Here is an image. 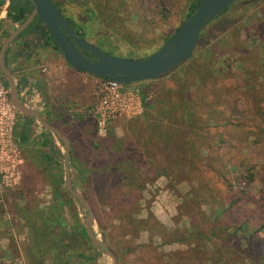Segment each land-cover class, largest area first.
<instances>
[{"label": "rangeland", "instance_id": "1", "mask_svg": "<svg viewBox=\"0 0 264 264\" xmlns=\"http://www.w3.org/2000/svg\"><path fill=\"white\" fill-rule=\"evenodd\" d=\"M123 1L115 16L109 17L112 11L106 7L104 14L109 18L103 26L97 22L88 24L82 9L74 4H65L63 13L81 23L86 40L105 54L130 59L148 57L147 49L153 53L158 51L163 39L174 32L186 13L187 0ZM7 4L0 8V47L18 27L5 19ZM246 5L247 2H242L229 10L226 16H233L230 25L224 16L204 30L199 48L214 46L216 34L226 41L211 52L210 77L196 78V75L174 71L165 77L135 84L149 91L145 101L153 108L147 111L141 102V108L135 114L111 122L105 136L97 131L91 113L95 77L77 73L58 51L42 47L33 34L15 41L9 48L7 63L10 69L15 74L35 78L41 86L37 89L22 85L23 102L70 140L76 152V164L86 175L83 181L80 180L76 169L70 166L74 188L91 203L96 219L94 230L116 254L117 264H224L226 261L251 264L246 253L248 247L244 245L245 237L255 234L264 238V230L254 233L264 226V132L257 134V124L243 118V112L252 116L257 113L256 109L248 108L249 102L262 95L263 80L245 79L244 73L252 68L256 56L264 52V2L255 0L250 9H245ZM255 35L259 40L253 41ZM236 41L241 53L231 50ZM204 68L201 65L198 71ZM205 75L209 74L204 72L202 76ZM183 90L187 97L203 94L205 101L216 102L217 98H223L212 118L202 107L205 114L191 134L179 119V107L173 105L169 113L163 112V108L178 102ZM260 106L264 113V101L261 100ZM8 115L9 118L14 116L16 131L17 122L23 115L16 110H11ZM241 121L245 122V131L242 135L238 132L236 139H232V130ZM170 127L180 133L175 134L174 139L158 140L157 134L167 132ZM163 140L168 144H163ZM189 140L191 148L196 150L205 146V149L200 151L201 158L197 162L178 171L174 167L180 162L176 151L183 156L187 151L180 150L182 143L188 144ZM160 142H163V153L158 155L157 144ZM143 147L148 154L138 153ZM63 153L62 144L38 123L33 124L29 143L22 151L17 147L14 135L4 143V153L0 155L6 176L0 186V264H53L50 258L56 256L54 251L44 257L31 251L29 226L35 214H46L52 205L53 177L61 176L65 182ZM120 162V168L127 169L125 173L133 180L123 182L121 188L107 190L99 184V178L111 176L112 172L103 174L101 169ZM221 162L231 173L239 174L238 166L243 164L241 169L255 175L249 185L234 187L232 192L237 194L229 196L228 200L227 192H222L228 188L218 173L222 170ZM161 164L169 166L168 177L158 174L157 166ZM128 182L131 187L126 185ZM62 188L66 189L64 184ZM235 197L230 216L237 213L236 218L240 216L247 222L249 230H240L234 236L233 226L225 225V217L216 210L228 206L227 202ZM62 211L71 234L69 238L75 236V229L79 231L83 227L85 230L86 212L74 201L68 200ZM97 221L103 227L102 233ZM214 221L217 237H212L209 228ZM201 233L207 240H199ZM207 241L209 246L205 244ZM85 246L91 248L89 242H85ZM91 254L94 261L89 264H112L110 258L96 254L92 248ZM69 264L78 262L71 260Z\"/></svg>", "mask_w": 264, "mask_h": 264}, {"label": "trees", "instance_id": "2", "mask_svg": "<svg viewBox=\"0 0 264 264\" xmlns=\"http://www.w3.org/2000/svg\"><path fill=\"white\" fill-rule=\"evenodd\" d=\"M52 1L54 2L55 6L57 7L58 11L63 16V18L69 23L70 27L79 36H81L85 40H86V33L84 32V30H81L82 24L76 23L74 20H72V18L66 17L64 15L63 7L65 6V4H74V5L79 6L82 9L83 14L86 18V22L88 24H91L93 22H97L99 25L103 26L105 20L111 16H115V13L118 12L119 8L122 7L123 3H124L123 0H119L118 3L111 2V0H52ZM199 1L200 0H187L186 1V3H187L186 13L184 14L179 25L182 22H184L187 18L190 17V15L193 13V11L195 9L196 4ZM242 2H247L245 9H250V7L253 6V3L255 2V0H238L232 6H230L227 10H225L222 14H220L214 21L207 24L203 28V30L201 31L198 44H197L191 58L188 59L187 61H184L180 66L172 69L171 71L167 72L166 74H164L160 77H165L174 71H180L181 73L183 72L184 74L196 75L195 76L196 78H198V77L199 78L210 77L211 76V72H210L211 64L210 63L213 62V59H211V57H210L211 52H213V50L216 48V46H220L222 43H224V42L226 43V41L224 39H220L219 38L220 36H218V34H216L213 37L214 43H215L214 46L210 45L209 48H206V49L205 48H199L200 47L199 42L201 41V39L203 37V32L206 28L218 23L222 18H224V16H226V14L229 12V10L231 8L235 7L237 4L242 3ZM263 2H264V0H263ZM6 3L7 2H1L0 1V8H2ZM102 5H106V6L102 8ZM106 7H107V9L112 11V14L109 17L104 14ZM32 10H33V6L28 1L11 0L7 4L5 19L7 21H9L10 23L14 24L15 26H19L25 21V19L29 16V14L32 12ZM164 11H166V10H164ZM236 14L241 15V14H239V12H237ZM226 17L227 18L225 19V21L229 22L230 20H232L233 16H232V14H230V15H227ZM126 22H128V20ZM123 23H125V21ZM228 25H230V22L228 23ZM175 30H174V32H175ZM31 34L36 36L37 40H39L41 42L42 47H51L53 50L59 52L57 46L54 44V42L51 39L49 30L37 18H35L34 21L32 22V24L22 34L19 35L17 40H19V39H21L27 35H31ZM172 34L167 35L163 39V44L171 37ZM257 40H259V38L257 35H255V40H253V41H257ZM233 45H235V46H233V48L231 50H233L234 52H237V53H241V48L239 46V42L236 41ZM25 46H28L27 41H25ZM210 47H212V48H210ZM147 50L149 52L148 56L157 52L156 51L153 53V52H150V49H147ZM8 51H9V49L6 52V55L8 54ZM255 53H256V51H255ZM212 58H214V57H212ZM263 59H264V52H262V54L256 56V62L252 65V68L250 70H246V72L244 73L245 79L249 78L250 80L254 81L255 79L261 78L263 80V82L261 84L262 95H260V97L258 96V98L256 100L250 101L249 106H248V108L252 107L253 109H256L257 113H253V116H252V115H248L247 113L243 112V118H247L248 121L257 124V126H256V129L258 131L257 134L264 132V113H263V110L260 106L261 100L264 101V60ZM5 64L7 65L6 61H5ZM201 65H204L205 68L203 70L198 71V69H200ZM204 72H207L209 75L202 76V74ZM147 82H150V81H147ZM5 86L7 87L6 82H5ZM34 87H36L37 89H40L41 86H40V84H37ZM168 91L173 92V89H169ZM141 92H142L143 107L145 108V110L152 109L153 106L150 103L145 101L146 100L145 96L149 95V91H147L146 89H141ZM181 92H183V93L179 95L178 102L176 104H171V106L169 108H163V112L169 113L170 109L172 108L173 105H176L177 108L179 107V109H180L179 119L183 120L185 128H187V131H189V134H191V131L197 127V125L202 120V116L205 114V112L203 111L204 109H202V107L206 108V115L208 117L212 118L213 114L217 111L218 106L221 105V103L223 102L222 101L223 98L220 97V98H217L216 102H211V100L205 101L206 97L203 94L195 95L196 93H194L193 94L194 97L192 98V97H187L186 90H183ZM168 100H171V99L169 98ZM205 102H207V103H205ZM207 111H209V112H207ZM160 112L162 113V111H160ZM172 112L177 113L176 111H172ZM35 123H37V122L35 121ZM48 123L51 124L50 122H48ZM52 126L54 128H56L54 125H52ZM245 127H246L245 122H242V121L240 122L239 125L234 126V129L232 130L233 131V136H232L233 138L232 139H234V138L236 139L235 135L238 132L241 133V135H242L243 132L245 131ZM179 133H180V131L177 133V130H175V127H170L167 132L166 131L159 132L157 134V137H158L157 139L161 140L165 137H166V139H170V138L174 139L175 134H179ZM168 134H170V135H168ZM171 134L173 137H171ZM254 136H255V138L259 137L258 135H254ZM186 137L188 138V136H186ZM57 141L60 144H62L59 140H57ZM163 142H164V140H163ZM163 142H160L157 144V154L158 155L163 153V151H162L163 148L161 147V144ZM45 144H47V142H45ZM163 144H168V143L164 142ZM182 144H183V147H182L183 149H180V150H182V152L183 151H187V152L183 153V156H181V154L178 151H176V153L178 155V160L180 162L175 164L174 167L176 169H178V171H182L185 168V166H187V165L192 166V164L195 163V161L197 162L198 159L201 158V152L200 151L205 149V146L204 147L200 146L196 150L194 147H192V148H194L193 150H195L193 152V150L191 148L192 142L190 140L188 141V144H184V143H182ZM62 146H63V144H62ZM165 147H169V146H165ZM126 152L127 151L124 152L125 156H126ZM138 153L148 154V151H147L146 147H143V150L138 152ZM182 157H184V158H182ZM186 158H188L187 162H186ZM76 163H77L76 152H75L74 148L72 147L71 152H70L69 166L74 167L76 169L77 178H79L80 180L83 181V177L84 176L86 177V175H84L85 170L79 168ZM215 163H217L216 169H218L219 168L218 162L215 161ZM219 165L222 168L221 172L218 171L219 178L225 184V187L228 188L227 191L226 190L222 191V192H227L225 195V197H227V200H228L229 196L232 197L233 195L237 194L236 192H232L234 187H237V186L241 187V185H244V186L249 185V183H251L255 179V175L250 173L249 170L241 169L243 167V164H240L238 166L240 168L239 174H234V173L229 172V170H227L228 166L223 162H221ZM121 166H122V162L117 163V164H113V166H103V168L101 169V172L103 174L112 172V175L111 176L110 175H104L103 177L99 178V184L104 186L107 190H112V189H114V187L121 188L122 183L125 181L127 182V180L131 181V179H132L131 176H128V174L125 173V172H127V169L123 170L122 168H120ZM168 167L169 166H167L166 164L158 165L157 166L158 174L168 177V175H170V170ZM129 168H131V166H129ZM171 171H173V170H171ZM113 180L116 182V185H114V186H113ZM63 184L66 187V183L63 182L61 176L53 177V179L51 181L52 205L50 206V208H48L46 214H35L34 218L31 219V223L29 226L30 227L29 230H31V236H30L31 247H32L31 251L37 253L39 255V257L52 255L51 253H52V251H54L56 253V256L53 255L50 258V260L53 264H55V263L56 264H69V262L71 260H76L78 262V264H89L90 261L91 262L94 261V256H92V254H91V248L93 249V251L96 254L97 253L100 254V252H98L93 247V245L91 244V242H90V240L86 234V230H84L83 227L81 229H79V231H77L76 229L74 231V228H73L72 230L75 232V236L73 238H69V236L71 234L67 230V223L64 219V214H63L62 210L64 209V206L67 204L68 200L70 202H72L73 200L71 199L69 193L67 192V189L63 190V188H62ZM72 184H73V182H72ZM126 185L130 186V182H128ZM73 187H74V185H73ZM236 199H237V197H235L232 201L227 202L228 206H225L223 209H217L216 210L217 214H222L225 217V220L227 222V224H225V225L233 226L234 236L240 230L242 232L249 230L247 222L242 221L240 216H238V218H236L237 213L230 216L229 212L232 211V209H233L231 206L234 204V201H236ZM224 203H225V199H224ZM77 205L79 207H81L79 204H77ZM90 205H91V203H90ZM228 207H231L229 211H227ZM71 214H72V216L75 215L73 213H71ZM86 216H87V214H86ZM95 222H96V219H95ZM97 225H98L99 231L102 233L103 227L101 226L100 222L97 221ZM209 228L211 230L212 237H217L218 235L215 232L217 225H216L215 221L212 224H210ZM226 228H228V227H226ZM258 229L259 230L254 231V233H256L257 231H260V230H264V226H260ZM95 236L98 237L97 232H95ZM198 237H199V240H202V241L207 240L206 235L204 233L199 234ZM245 238H246V240H245L244 245L248 247L246 249V253L250 258L249 260H251V264H264V238H259L258 236H255V234H251L250 236L247 235V237H245ZM209 239H210V237H208V240ZM225 241H227V240L225 239ZM85 242L90 243V246H91L90 249H89V247L85 246ZM207 243H209V242L208 241L205 242V244H207ZM207 246H209V245L207 244ZM207 252H208V250H207ZM113 254L116 256V254L114 252H113ZM56 257H57V260H56ZM117 263H118V261H117ZM90 264H92V263H90ZM224 264H229V263L226 261Z\"/></svg>", "mask_w": 264, "mask_h": 264}, {"label": "water", "instance_id": "3", "mask_svg": "<svg viewBox=\"0 0 264 264\" xmlns=\"http://www.w3.org/2000/svg\"><path fill=\"white\" fill-rule=\"evenodd\" d=\"M10 2L11 0H0ZM32 4L33 10L25 21L14 29L0 47V71L5 77L10 95V104L20 114L34 119L40 127L59 140L64 147V166L66 189L71 199L86 212L85 230L93 247L107 256L112 264H117L113 252L95 236V216L89 201L72 184L70 174L71 143L59 130L54 128L39 112L29 108L20 100L15 75L5 64V56L10 46L37 18L50 32L54 44L64 61L75 71L96 78L114 80L122 84H137L152 81L191 58L203 28L214 21L238 0H200L190 15L182 22L171 37L154 54L141 59L114 57L105 54L99 47L79 36L63 18L52 0H25ZM91 57H89V56ZM28 82L35 79L25 77Z\"/></svg>", "mask_w": 264, "mask_h": 264}, {"label": "built area", "instance_id": "4", "mask_svg": "<svg viewBox=\"0 0 264 264\" xmlns=\"http://www.w3.org/2000/svg\"><path fill=\"white\" fill-rule=\"evenodd\" d=\"M41 71L43 73L45 68ZM92 98L91 113L96 120L97 131L101 136H105L111 122L140 110L142 92L135 84H122L114 80L96 78ZM11 110L15 109L10 104L9 90L0 80V155L4 153V143L8 142L15 131L16 120L14 121L13 115L11 118L8 115ZM4 173L0 164V186L6 178Z\"/></svg>", "mask_w": 264, "mask_h": 264}, {"label": "flooded vegetation", "instance_id": "5", "mask_svg": "<svg viewBox=\"0 0 264 264\" xmlns=\"http://www.w3.org/2000/svg\"><path fill=\"white\" fill-rule=\"evenodd\" d=\"M89 57H91V56H89ZM5 61L7 62V55L5 56ZM6 66L10 70V72L16 76L15 77V83H16V86H17V91L19 93L21 102L23 104H25L23 102L22 98H21V95H20V87L22 85L31 87V86H29V83L25 79V77L27 76V74H22V73L15 74L10 69V67L8 66V63H7ZM0 80L5 84L6 80H5V77L3 76V74L1 73V71H0ZM37 84H39L38 81H37V83L34 84V86L37 85ZM40 116H41V114H40ZM43 119H45V118H43ZM17 123L18 124H17L16 131L14 132V137H15V141H16L17 147L22 151L23 149H25V147L29 143V137H30V134L32 133L33 124L35 123V120L34 119H31V118H27L25 116H22V118Z\"/></svg>", "mask_w": 264, "mask_h": 264}, {"label": "crops", "instance_id": "6", "mask_svg": "<svg viewBox=\"0 0 264 264\" xmlns=\"http://www.w3.org/2000/svg\"><path fill=\"white\" fill-rule=\"evenodd\" d=\"M16 41H17V40H16ZM71 73H73V72H71ZM77 73H78V72H77ZM83 74H84V75H88V74H85V73H83ZM88 76H89V75H88ZM26 77L33 78V77H31V76H28V75H27ZM89 77H93V76H89ZM33 79H35V78H33ZM35 80H36V79H35ZM27 82H28V81H27ZM28 83H29L30 86H34V84L37 83V80H36L35 83L32 82V81H31V82H28ZM89 97L91 98V92H89Z\"/></svg>", "mask_w": 264, "mask_h": 264}]
</instances>
